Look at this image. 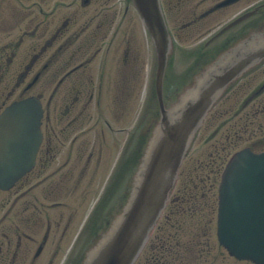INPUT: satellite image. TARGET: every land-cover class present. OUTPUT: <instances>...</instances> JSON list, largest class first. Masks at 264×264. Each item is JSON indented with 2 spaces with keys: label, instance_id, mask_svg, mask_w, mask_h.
Wrapping results in <instances>:
<instances>
[{
  "label": "flooded vegetation",
  "instance_id": "af4514ba",
  "mask_svg": "<svg viewBox=\"0 0 264 264\" xmlns=\"http://www.w3.org/2000/svg\"><path fill=\"white\" fill-rule=\"evenodd\" d=\"M226 1L160 0L173 37L205 51L228 48L264 27V0L219 6ZM242 15L251 16L216 36ZM149 62L150 38L131 0H0V110L28 97L43 108L33 168L0 188V264H72L67 243L78 209L110 156L108 115L118 121L131 112L128 103L149 76ZM238 89L245 99L240 114L264 108V66ZM142 113L138 140L146 139L149 125ZM242 122L239 115L234 126ZM129 142L112 179L130 174ZM114 188L109 182L106 193ZM213 257L201 253L194 264H215ZM230 261L223 256L220 264H251Z\"/></svg>",
  "mask_w": 264,
  "mask_h": 264
},
{
  "label": "water",
  "instance_id": "95a60500",
  "mask_svg": "<svg viewBox=\"0 0 264 264\" xmlns=\"http://www.w3.org/2000/svg\"><path fill=\"white\" fill-rule=\"evenodd\" d=\"M133 2L156 51L154 91L159 118L149 124L150 136L127 202L97 236L83 264L135 263L169 201L182 162L207 114L231 85L264 61V30H260L217 55L167 105L163 87L174 48L159 0ZM41 114L40 103L26 99L13 103L0 116L1 187L12 184L33 164L41 140ZM217 235L232 256L264 264V153L247 148L227 165L219 187Z\"/></svg>",
  "mask_w": 264,
  "mask_h": 264
},
{
  "label": "rangeland",
  "instance_id": "374dc122",
  "mask_svg": "<svg viewBox=\"0 0 264 264\" xmlns=\"http://www.w3.org/2000/svg\"><path fill=\"white\" fill-rule=\"evenodd\" d=\"M200 52H202V51L199 48L196 47L195 41H193V40H186L185 41L184 39H181L179 41V39H177L176 48H175L173 57L171 58V62H170V66H169V74H170V76L168 75L169 77L167 78L168 85H169V80L172 81V80L175 79V77L181 76V75L187 73L190 70L191 64L193 63V61L196 58L197 54H199ZM190 73L191 72H189V74ZM187 78L189 79L188 76H187ZM170 85H171V83H170ZM172 89L173 88H171V90ZM169 93H170V89L168 91V94ZM149 94H150L149 93V84L145 83V80H144V82L141 83L139 85V87H137L134 90L133 100H131V102L128 103V107L131 106V108H132L131 112L129 114H126L124 116V119H122V120L118 119V121L117 120L114 121V120H111L110 116L108 115V117L110 119V122L112 124L113 130H114V131L107 130L104 127L105 138L107 139L106 143L109 145V148H106L108 153H109V150L112 148L111 146L114 144V140L115 141L117 140L116 144H119V147H120L122 144H124V142L127 140L129 135L132 136V133L134 131L133 127L136 124V121H137L136 119L138 118L140 113L142 114V112L144 111L146 113L147 119L148 120L151 119V117H152L151 114H153V111L155 112L154 109H156V105H155L154 101H151V105L152 106L151 107L149 106L150 105L149 101L151 99V96L149 97ZM172 95H173V91L170 93V96L168 95L169 96L168 97V102L169 103L172 101L171 100L172 99ZM110 102L112 103V100H110ZM229 102L234 104V99L230 100ZM233 107L236 110L231 112V115H234V117H235L236 115H238L236 113L237 112V107L235 105ZM227 109H228V104L227 103L225 105L219 107V109L216 111V113L213 114V116L206 123V126L202 129V131L199 134L198 139H197V141H196V143L194 145V149H193L192 154H191L192 156L190 158V160H191L190 165L196 159L199 161L200 158H203V160L206 161L207 164H209L211 161H213V163L211 162V164L215 163L214 158L209 157L207 159L208 155H210L211 152H213V150H214V147H212L210 145L211 139L209 140V138L211 137V135H212L211 133L214 131V129L220 123H222L223 121H225L227 119V118L224 119L225 117H223L222 114L221 115L218 114V112H221V111L224 112V110H227ZM243 115L244 114H242V118H243ZM226 116L228 117V115H226ZM215 117L217 118L216 121H215ZM234 117H232L231 120H233ZM250 120H252V119H250ZM238 121H239V116H236V119L234 120V122L237 123ZM227 127H228V129H230L228 131V132H230L229 135L232 136L233 129H231V128L233 126H228L227 125ZM241 127L244 128V127H246V125L244 124ZM235 128H237V130H238V128L240 129L239 125H237ZM120 129H124L125 131L119 132V133H117L115 135L114 133L117 130H120ZM224 131H226L225 128L220 130V132H218L216 134L217 136L216 135L215 136L218 137L219 134L223 133ZM225 133H227V132H225ZM225 133H223V135H225ZM249 133L250 132H248L245 135L240 134V135H242V138L239 141V144L237 146H235L230 152L222 153L223 160L220 162L221 163L220 167H218V169H216L218 171V174L220 173V170H221L222 166L224 165L227 157L230 154L234 153L238 149L243 148L245 146H250V145L253 146L256 143V141L259 140V138H261V137L264 138V133L261 136L259 134L258 135H254V136H248ZM149 136H150V134H149ZM95 138H97V135L96 136H95V134L90 135V139H95ZM114 138H116V139H114ZM134 140L131 143V146L135 144L137 150H140V148L143 149L142 146L144 144L142 143L141 138L139 139L140 142H138V143H136V142L134 143ZM128 141H130V137L128 138ZM119 147H118V150H119ZM108 159L111 160L112 158L109 157ZM103 164H104V160L102 161L101 166ZM189 166H187V167H189ZM102 169H103V171L105 173L104 165H103ZM135 171H137V168L136 169L134 168V174H133L132 178H134V176H135V173H136ZM101 173H102V171H100L99 175L98 174L96 175V177L94 179L95 183L93 184L91 190L87 193L86 201L84 202V205L81 207L80 210L78 209L77 217H76L75 222L73 224L72 231H71V236H70V239H69L70 243L68 242L67 246H68V244L71 245L73 243V239H74L73 237L79 232V230H80V228H81L86 216L90 212L91 207L97 201L98 195H99L101 189L103 188V186L107 187L108 184H109V180H110V177L112 175V172L109 175H107V176L105 174L101 175ZM88 178H89V176H88ZM88 178H87V181H88ZM182 182H183V180L181 181V183ZM217 182H219V179L217 180ZM181 183H180V185H181ZM217 184H216V187H218ZM123 192H124V190H123ZM214 192H215V189H214ZM74 200H75L74 198H72V197L70 198L71 208H74V207L77 208V203ZM121 200H122V197H121ZM209 201H210V203L214 204V209H215L216 205H217V194H215V196L210 195V200ZM214 201H215V203H214ZM119 208H121V204H119ZM119 210H121V209H119ZM210 218H212V219H208V221L211 222V225H210V229L212 227L211 234H212V236L215 239L213 241L217 242V240H216V214L210 215ZM80 241L82 242V239ZM215 244H217V243H215ZM73 251L74 250L72 249L71 252L73 253ZM72 253L70 254V256L72 255ZM224 254H225V252H224ZM62 262H63L62 259H58L56 263L57 264H62ZM71 262H73V260H71Z\"/></svg>",
  "mask_w": 264,
  "mask_h": 264
},
{
  "label": "trees",
  "instance_id": "16d2710c",
  "mask_svg": "<svg viewBox=\"0 0 264 264\" xmlns=\"http://www.w3.org/2000/svg\"><path fill=\"white\" fill-rule=\"evenodd\" d=\"M224 152L225 147L218 152L216 160L213 152L208 155L207 159L214 158L215 164H207L202 158L194 161L190 168H186L190 163L186 161V166L182 167L180 172V182H183L168 206L164 223L155 236L175 238L168 242L184 239V243H189L197 237L209 235L210 225L202 224V221L214 212L213 204L209 200L210 195H214L218 180L216 169L221 165ZM157 248L153 249L154 257L159 258L162 251Z\"/></svg>",
  "mask_w": 264,
  "mask_h": 264
}]
</instances>
